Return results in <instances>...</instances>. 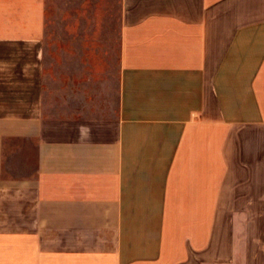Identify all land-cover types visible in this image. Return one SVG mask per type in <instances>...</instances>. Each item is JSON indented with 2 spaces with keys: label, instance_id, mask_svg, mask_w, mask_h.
Returning <instances> with one entry per match:
<instances>
[{
  "label": "crops",
  "instance_id": "1",
  "mask_svg": "<svg viewBox=\"0 0 264 264\" xmlns=\"http://www.w3.org/2000/svg\"><path fill=\"white\" fill-rule=\"evenodd\" d=\"M0 264H264V0H0Z\"/></svg>",
  "mask_w": 264,
  "mask_h": 264
}]
</instances>
